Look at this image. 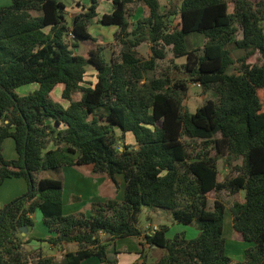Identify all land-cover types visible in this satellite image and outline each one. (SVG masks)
<instances>
[{
  "label": "trees",
  "instance_id": "trees-1",
  "mask_svg": "<svg viewBox=\"0 0 264 264\" xmlns=\"http://www.w3.org/2000/svg\"><path fill=\"white\" fill-rule=\"evenodd\" d=\"M109 1L113 10L98 23L117 26L121 45L109 61L99 45L84 56L74 51L81 41H95L88 25L97 0L70 24L61 0H11L0 7V186L15 178L28 186L0 209V264L108 262L110 242L128 237L163 250L157 264H232L225 206L217 199L209 205L210 194L223 190L244 192V201L231 208L233 228L252 246L235 264H264V0H168L165 10L158 0ZM138 5L148 14L128 31L130 6ZM70 31L75 38L68 44ZM190 34L205 38L201 48L187 47ZM141 42L151 45L149 60L136 58L133 49ZM166 47L174 59L184 58V77L147 79ZM236 50L242 54L234 58ZM255 54L259 63L249 64ZM88 66L96 72L94 83L84 81ZM189 83L213 94L194 112L182 104ZM30 84L38 88L17 93ZM57 85L67 106L50 97ZM126 133L135 146L120 144ZM7 138L15 144L14 160L2 154ZM219 160L230 169L222 181ZM81 165H92L115 186L121 176L123 199L93 202L88 217L63 215L61 169ZM142 207L167 211L176 224L195 222L198 235L168 238L166 225L144 234L137 226ZM36 210L53 234L48 244H75L60 262L25 249L19 228L32 226Z\"/></svg>",
  "mask_w": 264,
  "mask_h": 264
},
{
  "label": "crops",
  "instance_id": "crops-1",
  "mask_svg": "<svg viewBox=\"0 0 264 264\" xmlns=\"http://www.w3.org/2000/svg\"><path fill=\"white\" fill-rule=\"evenodd\" d=\"M91 1V0H90ZM161 10L165 9L166 6H162V3L164 2L162 0H158ZM111 2V1H110ZM11 4V0H0V7L2 6H8ZM65 4V3H64ZM89 2L87 4L81 3L80 0H70V3L65 4L64 9V16L68 24L71 23L73 17L77 15L79 12L82 11V7L87 8L89 6ZM168 6V5H167ZM113 10V5L111 3L110 8L106 7L104 11L100 12L96 8L97 16L94 17L92 20L94 23H98V19L103 14H109ZM148 14L147 8L143 5H138L137 7L130 6V11L128 14V21H129V29L128 31L135 28L136 23L138 19L146 17ZM179 22V18H177L174 21V24ZM111 26L109 27L110 30L113 32V37L111 39V36L105 39L104 42L102 41H92V45H114L117 44L121 45L116 42L114 35L118 31V27L114 25H107ZM89 32V31H88ZM91 35V33L89 32ZM92 36V35H91ZM189 36V35H188ZM191 36H201V41H203V44L205 42V38L200 34H190L189 38ZM93 37V36H92ZM187 38V37H186ZM188 38V39H189ZM81 41L78 43V48L75 50L77 53V50L81 48L82 43L85 42ZM90 41V40H89ZM187 47H188V40L186 41ZM203 45H201L202 47ZM170 48L171 47H166ZM194 49V48H191ZM136 58L140 60H149L152 56L151 54V45L148 42H141L139 43L134 49H133ZM114 52V51H113ZM120 52V51H118ZM117 52V55L119 54ZM78 54V53H77ZM83 55V54H79ZM112 54L111 57L107 60L115 58L117 55ZM241 53L238 54L237 57H239ZM84 56V55H83ZM114 56V57H113ZM234 57V56H233ZM236 58V57H234ZM183 60L181 62L180 67L185 62L184 58H180ZM180 59H174L171 57V59H168L166 56L164 60L159 61L158 63H161L164 61V70L162 73H169L171 74V68H174V66H177L176 63H179ZM92 72L95 75V70L92 68ZM176 70V69H175ZM152 72V71H151ZM153 76L157 77L158 73L154 74ZM31 85V84H30ZM195 86V85H194ZM29 91L26 92H18L20 95H25L29 92H32L38 88V86L35 84V86H29ZM63 90L62 85H57L53 91L50 93V97L55 102H60L62 105L67 106V102L64 101L61 98V92ZM57 94V96H55ZM79 99V96L76 98ZM120 135V134H119ZM127 136V135H126ZM124 135L123 142H120L121 145H124L127 140V138ZM132 138L134 139V136L131 134ZM131 138V139H132ZM129 143V142H128ZM130 146H135L131 142ZM48 148H54L53 144H50ZM2 154L3 157L6 160H14L16 159L17 155L15 152V144L14 141L11 138H7L4 140L2 144ZM61 176H62V193H61V199H62V214L63 215H76V214H83L85 217L90 216L91 214V204L93 202H103L105 200H117L121 201L124 196V181L123 178L119 175L115 177L117 186L114 185V183L105 175V174H95L92 171V165H81V166H63L61 169ZM27 183L22 178H15V179H7L3 182V184L0 186V209L8 204L11 200L14 198L23 195L27 191ZM150 216H148L149 221L145 224L143 229H141L142 233H145V230L147 226L155 225H166L168 226V231L166 233V236L168 238H171V235L173 236V232L169 231V226L173 225L171 215L160 209H155L150 211ZM164 216L165 224L160 223L161 216ZM31 218L33 220V224L30 228H27V231L25 235L23 236L26 240H28V243L25 245V249L27 251H34L37 255H42L45 257H52L57 262H60L63 254L69 250H73L75 244H69V245H63L62 248L60 247H54L51 244H48L46 239L52 235L49 234V230L46 227V225L43 222L42 214L39 210L34 211V213L31 215ZM40 226V227H39ZM159 228V227H158ZM170 234V235H169ZM128 239V241H126ZM126 241V242H124ZM143 241L141 238L138 237H128V238H122L118 239L113 242V245L108 247L106 249V259L107 263L101 262L96 257H91L89 259L84 260L81 264H109V262H114L115 264H157V261L159 260L157 257H155V251H158L159 248L154 246H149L148 244L142 243ZM114 249V252H112V255L110 254V251ZM50 251V253L48 252ZM157 253V252H156ZM147 254H152L154 257H147Z\"/></svg>",
  "mask_w": 264,
  "mask_h": 264
},
{
  "label": "rangeland",
  "instance_id": "rangeland-1",
  "mask_svg": "<svg viewBox=\"0 0 264 264\" xmlns=\"http://www.w3.org/2000/svg\"><path fill=\"white\" fill-rule=\"evenodd\" d=\"M61 1L65 4L70 3V0H61ZM162 1L164 2V4L162 3L163 7L168 5V0H162ZM80 2L84 3V4H87L89 2V4H90V0H80ZM110 6H111V2L109 0H97V10L100 12L104 11L106 7L110 8ZM163 10H165V9H163ZM109 27H111V26L97 24V23H94L93 20H91L89 25H88V31L91 33V35L93 36V37L92 36L91 37L95 41L104 42L105 39L108 38L109 36H111V39L113 37V34H112L113 32L110 30ZM189 36H187V38H186V41L188 40V48L189 49L201 48V45H203V41L200 40L201 36H194V37L191 36V38H189ZM94 46L95 45H92V42H90L89 40H86L85 42L82 43L81 48H79L77 50V53L87 55L90 50H93ZM99 47L102 48L101 49L102 54L106 60H108L112 54L117 55V52L121 50L120 46H118L117 44H115V46L114 45H111V46L110 45H107V46L99 45ZM95 48H97V46ZM72 50H73V48H72ZM75 50L76 49L74 48V51ZM165 53H166V57L168 59H171V57H172L171 49L167 48L165 50ZM239 53L242 54V51L236 50L233 52V56L237 57ZM181 62H183L182 59L179 60V63H176V65L179 67V70H175V68H171V74L174 75L175 79L176 78L180 79V78L184 77L183 74L181 73V68H180ZM247 62L249 64L259 63V56L257 54H255L254 56L250 57ZM164 64H165L164 61L159 63L157 65V67L155 68L154 74L162 73L164 70ZM233 68H235V66H232L229 68V70H228L229 73H231L233 71ZM92 71H93L92 67H90V66L86 67V73H85V77H84V81L86 83L87 82L94 83L95 75ZM151 78H153V72L147 73V79H151ZM29 86H35V84L22 86V87L18 88L17 91L18 92L29 91V89H30ZM261 94L262 93H260V96H262ZM55 96H57V94ZM77 96H79V95L76 94L75 98H77ZM212 98H213L212 92H204L201 87H197V86H194L192 83H189L188 90H187L185 96L183 97L182 104L188 111L194 112L195 109L200 107L206 100L212 99ZM116 134L117 135L121 134V131L116 129ZM125 136H126L125 139L127 138V140H128L125 142V143H127V145H131V144H129L130 142L132 144H134V139L132 138L131 133H126ZM185 139L187 141H190L189 138H185ZM233 164L234 165H236V164L240 165L241 160L239 159L238 161L234 162ZM218 171H219V176H218L219 181H222L224 178H226L227 175L230 174V169L228 170L225 168L223 160L218 161ZM233 175H235V173H233ZM214 199L221 201L224 204L225 209H226L224 228H223L226 255L232 260V264H235L237 262H241L244 258L245 250L248 249L249 247H251L252 243H246V242L240 241L241 240L240 235L233 228V213L231 211V208L233 206V203H235V202L242 203L244 201V192L239 191L237 193H231L230 191L223 190L219 193H211L209 196L210 207H212V203H213ZM149 212L150 211L148 208L142 207L141 212H140L139 217H138V224H137V226L140 230L143 229L145 224L149 221L148 216L151 215V213H149ZM161 217H162L161 220H156V221H161L160 223L165 224V220H164L165 218H164L163 214ZM169 231L170 232L172 231L174 233L173 236L171 235V238L174 237L176 234H184V236L187 239H193L198 235L199 229H198L197 223H195V222H193L189 225L176 224L174 222L173 225L169 226ZM116 240H118V239H116ZM116 240H114V241H116ZM114 241L110 242L108 247L112 246ZM126 241H128V239ZM126 241H124V242H126ZM48 252L50 253V251H48ZM112 252H114V249H112L110 251L111 255H112ZM163 253H164L163 250L158 249V251H155L154 254H155V257H157V258L159 257L158 259H160L161 256L163 255ZM146 256L147 257H154V256H152V254H150V255L147 254ZM103 263H107V262H103Z\"/></svg>",
  "mask_w": 264,
  "mask_h": 264
},
{
  "label": "built area",
  "instance_id": "built-area-1",
  "mask_svg": "<svg viewBox=\"0 0 264 264\" xmlns=\"http://www.w3.org/2000/svg\"><path fill=\"white\" fill-rule=\"evenodd\" d=\"M66 38H67L68 44H70L75 37H74L73 33L70 31ZM193 85H195L197 87H200L199 83H196V84H193ZM157 230H158V227L155 226V225L147 226L144 234L151 235V234H154ZM99 236H101V238H102L104 236V234L103 233H99ZM142 241L145 243L144 240H142Z\"/></svg>",
  "mask_w": 264,
  "mask_h": 264
},
{
  "label": "water",
  "instance_id": "water-1",
  "mask_svg": "<svg viewBox=\"0 0 264 264\" xmlns=\"http://www.w3.org/2000/svg\"><path fill=\"white\" fill-rule=\"evenodd\" d=\"M19 231L21 232V236H24L27 231V228L25 226H22L19 228Z\"/></svg>",
  "mask_w": 264,
  "mask_h": 264
}]
</instances>
